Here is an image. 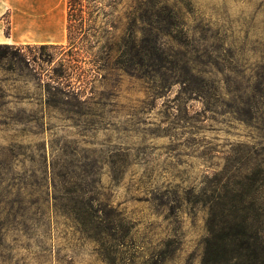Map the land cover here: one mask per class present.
<instances>
[{"label":"rangeland","instance_id":"374dc122","mask_svg":"<svg viewBox=\"0 0 264 264\" xmlns=\"http://www.w3.org/2000/svg\"><path fill=\"white\" fill-rule=\"evenodd\" d=\"M152 1L97 0L100 30L90 40L114 47L131 8ZM168 4L199 40L206 71H232L217 76L220 89L246 87L264 73V0ZM40 46H16L22 63L0 59V264H198L207 219L201 191L257 133L227 106L177 102L178 87L155 99L145 82L120 71H75L73 84L88 96L92 88L86 115L46 111L40 95L68 59L67 31L62 44ZM66 181L89 189L83 200L101 228L61 216Z\"/></svg>","mask_w":264,"mask_h":264},{"label":"trees","instance_id":"16d2710c","mask_svg":"<svg viewBox=\"0 0 264 264\" xmlns=\"http://www.w3.org/2000/svg\"><path fill=\"white\" fill-rule=\"evenodd\" d=\"M168 1L155 0L148 2V8H131L119 42L114 47L98 48L90 38H96L100 30L98 18L93 17L100 4L97 0H67L69 46L64 55L68 59L59 62L44 85L40 95L43 108L64 113L67 118L87 114L94 103L92 88L88 96L81 84L75 86L73 80L77 76L80 82L81 76L75 71H120L145 82L155 99L178 87L177 102L199 101L204 108L213 109L227 106L228 113L243 118L258 138L250 147L233 150L224 169L213 173L201 191L199 200L205 205L207 219L198 264H264V73L252 74L253 81L246 87L220 89L217 76L232 71H206L207 61L202 60L199 40L189 35L181 22L182 13ZM103 50L107 58H103ZM111 53L115 54L113 58ZM1 58L26 61L22 48L11 45H0ZM89 82L86 86L92 83ZM249 91L251 95H247ZM222 96L231 99L221 100ZM65 184L70 186L66 181L59 187L61 216L66 220L72 216L83 228L90 224L101 228L104 221L91 203L83 200L89 189L77 184L66 188ZM105 230L111 232L114 227ZM104 235L107 234L101 230L100 237ZM95 264L122 263L109 260Z\"/></svg>","mask_w":264,"mask_h":264},{"label":"crops","instance_id":"0c3cea01","mask_svg":"<svg viewBox=\"0 0 264 264\" xmlns=\"http://www.w3.org/2000/svg\"><path fill=\"white\" fill-rule=\"evenodd\" d=\"M66 28L67 0H0V45H59Z\"/></svg>","mask_w":264,"mask_h":264}]
</instances>
